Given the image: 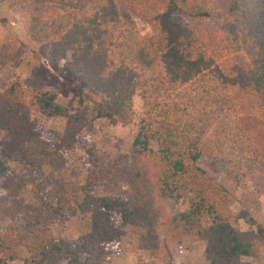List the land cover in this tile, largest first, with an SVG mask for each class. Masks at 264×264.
Returning a JSON list of instances; mask_svg holds the SVG:
<instances>
[{
  "label": "trees",
  "instance_id": "trees-1",
  "mask_svg": "<svg viewBox=\"0 0 264 264\" xmlns=\"http://www.w3.org/2000/svg\"><path fill=\"white\" fill-rule=\"evenodd\" d=\"M4 3L22 16L32 42L50 44L52 58L70 55L69 72L106 100L108 118L130 122L136 96L142 116L129 154L102 160L87 149L84 181L70 183L52 175L67 169L81 119L49 93L27 96L19 85L0 92V257L26 252L40 264H91L94 245L118 243L128 226L152 225L153 193L176 204L190 196L166 227L203 241L209 264L260 257L262 244L236 229L232 208L238 203L248 215L264 198V0ZM8 57L0 55V73ZM58 119L60 133L39 123ZM100 185L114 194L94 197ZM78 218L86 222L79 241L50 235Z\"/></svg>",
  "mask_w": 264,
  "mask_h": 264
},
{
  "label": "rangeland",
  "instance_id": "rangeland-1",
  "mask_svg": "<svg viewBox=\"0 0 264 264\" xmlns=\"http://www.w3.org/2000/svg\"><path fill=\"white\" fill-rule=\"evenodd\" d=\"M22 16L8 10L4 0H0V55L8 57V63L0 73V92L13 85H19L27 96L35 93H49L55 97L56 104L70 115H77L82 121L79 141L67 154V169L52 177L70 183H82L85 170L82 161L87 149L94 150L102 160L129 154L142 116V102L136 96L133 101L134 117L128 123H115L106 115V100L82 86L68 70L70 55L65 60L51 57L50 44H36L30 40L23 28ZM136 29L142 36L150 33L149 26L135 18ZM47 130L60 133L64 120H39ZM0 132V139L3 138ZM209 176L217 179L227 189L233 185L222 175L207 168ZM49 178L44 183H49ZM126 193V191H124ZM114 194L109 185H100L94 189V197ZM240 198V192H236ZM259 210H252L248 215L241 213V206L236 203L232 211L236 218V229L251 239L262 244L260 257L243 258L240 264H264V198L260 199ZM147 206L154 221L152 225L140 224L128 226L126 234L118 243L101 247L94 245L90 253L91 264H209L205 259V244L195 235L183 232L171 233L166 227V220L171 215L184 212L190 206V196L184 195V201L174 203L160 200L153 193L147 198ZM86 222L78 218L66 224L51 227L53 238H64L68 242L82 238V228ZM206 225V222H204ZM5 225H0V235L5 234ZM0 264H40L26 252L17 258L6 260L0 257Z\"/></svg>",
  "mask_w": 264,
  "mask_h": 264
}]
</instances>
